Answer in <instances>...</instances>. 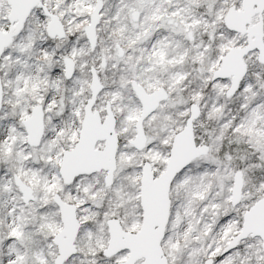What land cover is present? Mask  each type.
Here are the masks:
<instances>
[{"label": "snow or ice", "instance_id": "obj_1", "mask_svg": "<svg viewBox=\"0 0 264 264\" xmlns=\"http://www.w3.org/2000/svg\"><path fill=\"white\" fill-rule=\"evenodd\" d=\"M0 264H264V0H0Z\"/></svg>", "mask_w": 264, "mask_h": 264}]
</instances>
